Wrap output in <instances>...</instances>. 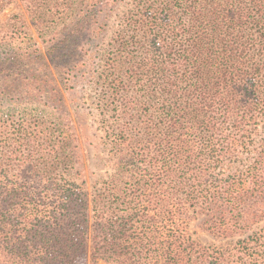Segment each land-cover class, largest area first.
I'll list each match as a JSON object with an SVG mask.
<instances>
[{"label": "trees", "instance_id": "obj_1", "mask_svg": "<svg viewBox=\"0 0 264 264\" xmlns=\"http://www.w3.org/2000/svg\"><path fill=\"white\" fill-rule=\"evenodd\" d=\"M16 1L0 0V41L28 35L1 19ZM20 1L36 17L72 19L45 54L17 57H50L66 73L82 38L93 45L86 29L121 0ZM130 4L107 50L96 28L101 62L84 72L100 86L112 161L90 209L71 118L0 119V264H264V0ZM191 209L223 244L193 237Z\"/></svg>", "mask_w": 264, "mask_h": 264}, {"label": "rangeland", "instance_id": "obj_2", "mask_svg": "<svg viewBox=\"0 0 264 264\" xmlns=\"http://www.w3.org/2000/svg\"><path fill=\"white\" fill-rule=\"evenodd\" d=\"M52 1L46 0L48 3ZM76 1L80 4V1L83 0ZM130 2L131 0H121L112 10L104 8L101 13L103 26L100 27L99 24L96 26L101 29L100 36H104L99 47L101 46L104 50L109 48L111 37L115 36L114 32L118 30L123 21L122 17L131 6ZM34 14V9L27 7L20 0L9 5L1 13V19L4 22L11 24L19 22V25L24 22L29 32L28 35L25 33L16 36L9 35L5 40L0 41V119L24 116L33 119L40 118L48 122L66 123L67 119L71 118L81 146L85 180L83 186L90 209L94 192L112 171L108 145L105 142L104 131L100 128L101 116L98 109L100 86L97 79H93L90 74L84 75L85 71L93 70L95 72L101 62V56L97 58L95 51L97 42L94 38L97 31L95 27L86 29V35L90 37L93 45L89 46L88 39L82 38V47L74 57L81 61L79 64L77 63L76 67L72 64L66 73L55 69V62L50 57L44 56L43 60L39 58L32 60L33 56H30L20 63L17 57L21 55L27 57L28 53L34 52L36 49L45 54L51 40L61 41L64 33L72 26V19L69 16L61 19L58 16L42 18V16L36 17ZM47 19H54L56 22L43 24L42 22ZM107 22L108 25H106ZM97 36H99L98 33ZM71 44L73 48L74 45L76 48L78 47L77 34L71 36ZM90 47H93L90 51L85 52L83 49L82 52V48L88 50ZM62 49L63 46L58 48L57 59L61 57L59 54ZM44 61L48 62L50 71L45 70L42 66ZM10 67L14 70L9 71ZM78 67H81L82 71H78ZM37 75L47 78L41 87L32 83ZM71 174L73 179L82 181L79 170H73ZM190 230L193 237L203 246H217L225 242L208 231L205 216L197 209H191ZM82 264L107 263L103 261L94 263L87 256Z\"/></svg>", "mask_w": 264, "mask_h": 264}]
</instances>
